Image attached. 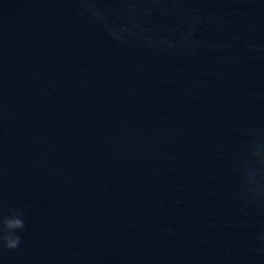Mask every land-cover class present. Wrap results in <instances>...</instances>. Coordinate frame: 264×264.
I'll list each match as a JSON object with an SVG mask.
<instances>
[{
    "label": "water",
    "instance_id": "95a60500",
    "mask_svg": "<svg viewBox=\"0 0 264 264\" xmlns=\"http://www.w3.org/2000/svg\"><path fill=\"white\" fill-rule=\"evenodd\" d=\"M190 23L202 46L168 54L117 44L72 0H0V211L27 225L0 264H249L264 217L230 197L264 131V50L247 47L264 0L151 21Z\"/></svg>",
    "mask_w": 264,
    "mask_h": 264
},
{
    "label": "clouds",
    "instance_id": "9594fccd",
    "mask_svg": "<svg viewBox=\"0 0 264 264\" xmlns=\"http://www.w3.org/2000/svg\"><path fill=\"white\" fill-rule=\"evenodd\" d=\"M72 2L79 15L101 25L114 42L123 46L139 45L147 50L174 54L180 50L195 52L197 46L203 44L194 36L196 32L194 24L190 23L187 29L151 25L153 14L174 16L176 8L184 0H72ZM113 2L119 4L118 9L110 7ZM181 19L186 22L195 20L190 9L184 10ZM171 31H178L180 35L175 37L166 34ZM247 47L253 52L264 50V45H258L254 41ZM233 171L237 176V189L230 200L264 217V131L255 128L249 130L242 158L233 165ZM24 215L22 209L11 206L6 208V214L0 211V253L20 248L21 233L27 227ZM251 251L253 255L248 258L249 264H257L258 258L264 257V228L256 232Z\"/></svg>",
    "mask_w": 264,
    "mask_h": 264
}]
</instances>
